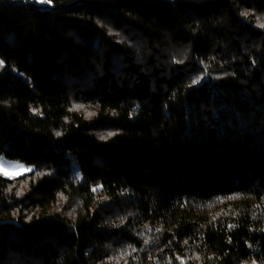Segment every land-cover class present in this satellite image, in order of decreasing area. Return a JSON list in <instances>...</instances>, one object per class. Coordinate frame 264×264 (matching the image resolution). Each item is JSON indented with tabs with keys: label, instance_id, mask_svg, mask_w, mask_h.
<instances>
[{
	"label": "trees",
	"instance_id": "obj_1",
	"mask_svg": "<svg viewBox=\"0 0 264 264\" xmlns=\"http://www.w3.org/2000/svg\"><path fill=\"white\" fill-rule=\"evenodd\" d=\"M261 24L264 0H0V156L35 165L0 175V264H264Z\"/></svg>",
	"mask_w": 264,
	"mask_h": 264
},
{
	"label": "rangeland",
	"instance_id": "obj_2",
	"mask_svg": "<svg viewBox=\"0 0 264 264\" xmlns=\"http://www.w3.org/2000/svg\"><path fill=\"white\" fill-rule=\"evenodd\" d=\"M0 166H2L3 169L7 170L8 173L7 175H5L3 172H0V175L12 179L19 178L24 175H28L35 168V165H27L20 160L10 159L5 156H0ZM29 168L31 169V171H26V169ZM251 264H257V263L252 262Z\"/></svg>",
	"mask_w": 264,
	"mask_h": 264
},
{
	"label": "snow or ice",
	"instance_id": "obj_3",
	"mask_svg": "<svg viewBox=\"0 0 264 264\" xmlns=\"http://www.w3.org/2000/svg\"><path fill=\"white\" fill-rule=\"evenodd\" d=\"M40 3H46V4H51L52 0H39ZM244 15H246L247 13H243ZM260 27L264 28V24H261ZM4 65V61L0 60V67H3ZM198 82V81H195ZM26 171H31V169H26ZM0 172H3L5 175H7V170L3 169L2 166H0ZM93 191H96V189H93Z\"/></svg>",
	"mask_w": 264,
	"mask_h": 264
}]
</instances>
